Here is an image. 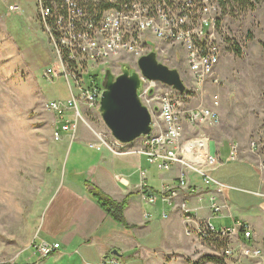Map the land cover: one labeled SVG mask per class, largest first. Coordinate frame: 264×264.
Here are the masks:
<instances>
[{"label": "built area", "instance_id": "built-area-1", "mask_svg": "<svg viewBox=\"0 0 264 264\" xmlns=\"http://www.w3.org/2000/svg\"><path fill=\"white\" fill-rule=\"evenodd\" d=\"M9 10L20 12L21 8L10 5ZM36 13L57 60V67L48 68L44 77L49 80L64 77L70 91L68 99L47 104V109L56 116L52 132L55 141L61 139L62 133L75 136L80 123L92 129L86 112L99 114L105 90L103 78L98 80L97 75H91L97 68L102 67L104 76L114 60L125 62L122 56L135 59L137 64L141 57L162 48L161 45L179 48L185 52L189 81L198 90L215 75L222 55L217 24L219 0H37ZM138 73L142 82L139 98L152 116L151 132L139 139L137 149L129 150L111 135L92 129L98 144L117 155H145L159 170H169L175 165L181 167L179 181L163 187L159 194L149 189L145 191L142 184L143 196L149 204L155 205L158 198L165 206L177 204V197L189 190V173H195L213 192V214H229L231 204L227 194L235 188L213 177L212 172L221 159L210 153L209 139L183 138L185 124H219L218 97L214 98L212 107H186L187 94ZM86 76H90L89 82ZM204 138L206 143L201 145ZM239 153L238 145L232 144L228 159L238 160ZM141 177L146 179L147 173L141 171ZM259 195L264 196V192ZM179 207L188 234L195 232L205 242L226 241L227 247L222 252L225 257L254 258L263 262V247L253 241L249 224L234 221L232 226L218 229L210 223L202 224L197 213H193L197 209H191L186 201ZM35 248L41 260L56 251L44 241L36 243ZM115 263L114 260L102 261V264Z\"/></svg>", "mask_w": 264, "mask_h": 264}, {"label": "crops", "instance_id": "crops-1", "mask_svg": "<svg viewBox=\"0 0 264 264\" xmlns=\"http://www.w3.org/2000/svg\"><path fill=\"white\" fill-rule=\"evenodd\" d=\"M34 18L37 20L36 12ZM92 129L80 124L75 136L62 133L54 144L49 134L46 152L33 155L34 163L27 168L28 182L20 188H0V231L7 233L0 237L7 236L0 243V249H6L2 256L7 260L2 263L17 264L15 260L28 249L38 256L35 244L44 241L56 251L40 263L22 264H102L110 260L115 264H172L181 256L189 264H216L203 258L214 256L212 246L220 242H203L196 234L187 233L179 207L182 201L197 209L193 213L202 224L220 229L234 221L248 223L253 241L264 250V196L259 195L264 192V179L260 170L241 156L235 162L228 160L231 145L215 144V150L210 146V152L221 159L213 177L235 188L227 194L230 213L216 216L211 209L213 192L195 173H189V190L180 194L177 204H149L142 184L145 191L159 193L179 181L181 167L151 173L145 155H117L97 143ZM141 171L147 173L144 180ZM155 183L160 184V190ZM91 184L118 202L127 200L124 217L128 227L110 217L92 198ZM232 261L227 259L225 264H235Z\"/></svg>", "mask_w": 264, "mask_h": 264}, {"label": "rangeland", "instance_id": "rangeland-1", "mask_svg": "<svg viewBox=\"0 0 264 264\" xmlns=\"http://www.w3.org/2000/svg\"><path fill=\"white\" fill-rule=\"evenodd\" d=\"M10 5H18L21 8L20 12L10 11ZM36 5L37 0H0V188L2 191L8 185L20 188L28 182L27 168L34 163L33 155L46 152L48 145L45 141L49 142L46 137L52 135L54 129L55 114L47 109V104L50 101L70 97L64 77L54 80L44 77L48 68L57 67V60L52 44L34 18ZM220 29L222 39L220 63L215 75L201 89H195L189 81L183 50L161 45L162 48L154 52H157L159 62L177 69L183 82L186 83L189 90L185 101L186 107H212L214 98L218 97L216 110L220 116L219 124L193 127L188 125L184 130V139L207 137L209 144L213 142L210 144L213 150L215 144L218 146L222 142L227 145L236 144L240 149L239 159L241 156L250 161L260 170L264 179V7L258 5L253 11L239 12L235 16L225 15ZM233 45L241 50L239 56L236 55ZM121 59L125 62L119 63L114 60L110 66V70L115 75L122 73L124 64L130 66L132 71H139L135 59L126 55ZM91 75H97V79L101 80L102 67L97 68ZM85 80L89 82L90 76H86ZM86 118L97 133L109 136L110 130L100 114L86 112ZM95 138L99 143L96 135ZM139 146L140 141H136L130 143L128 147ZM148 170L151 173L160 172L151 164ZM159 185L155 183V187ZM160 189L161 187L158 190ZM158 202L160 203L159 198ZM6 234L0 231V237ZM5 237L0 238V243ZM212 247L214 256L223 259L224 264L227 259H232L235 264H264V260L261 262L254 258L223 256L222 252L227 247L226 242ZM5 253L4 246L0 249V264H5L2 262L7 260L2 256ZM38 256L32 249H28L15 260V263L22 264L24 261L40 263V255ZM181 257L172 264H189L185 261L186 258Z\"/></svg>", "mask_w": 264, "mask_h": 264}, {"label": "water", "instance_id": "water-1", "mask_svg": "<svg viewBox=\"0 0 264 264\" xmlns=\"http://www.w3.org/2000/svg\"><path fill=\"white\" fill-rule=\"evenodd\" d=\"M138 68L147 79L161 82L182 93L186 91L179 71L159 62L156 52L141 57ZM102 83L105 90L99 111L112 136L121 143L129 144L149 134L152 117L139 98L142 82L138 72L132 71L126 64L119 75L107 69Z\"/></svg>", "mask_w": 264, "mask_h": 264}, {"label": "trees", "instance_id": "trees-1", "mask_svg": "<svg viewBox=\"0 0 264 264\" xmlns=\"http://www.w3.org/2000/svg\"><path fill=\"white\" fill-rule=\"evenodd\" d=\"M258 5H262L264 7V0H219V6L222 12L217 22L218 27L221 26L222 19L225 15L235 16L239 12L242 13L248 10L253 11ZM233 49L236 55L239 56L241 54V50L235 48V45H233ZM90 194L92 198L110 217H112L120 224L128 227V224L124 217L127 200L118 202L92 184L90 185ZM224 242L226 241H220V243ZM203 260L214 262L216 264H224L223 259H220V257L217 258L215 256H205Z\"/></svg>", "mask_w": 264, "mask_h": 264}, {"label": "bare ground", "instance_id": "bare-ground-1", "mask_svg": "<svg viewBox=\"0 0 264 264\" xmlns=\"http://www.w3.org/2000/svg\"><path fill=\"white\" fill-rule=\"evenodd\" d=\"M220 14H221V9H220ZM220 14H219V17H220ZM219 17H218V19H219ZM218 22V21H217ZM219 29H220V27H219ZM221 30V29H220ZM181 50H183V49H181ZM184 51V50H183ZM152 52H154V51H152ZM151 53V52H150ZM157 53V52H156ZM185 53V52H184ZM222 56V55H221ZM221 59V58H220ZM137 65H138V62H137ZM185 65H186V63H185ZM108 69H110V68H108ZM139 69V68H138ZM137 71V70H136ZM140 71V70H139ZM138 72V71H137ZM141 72V71H140ZM139 74V73H138ZM150 80V79H149ZM154 81V80H153ZM158 82V81H157ZM161 83V82H160ZM185 85H186V83H184ZM165 85V84H164ZM168 86V85H167ZM170 87V86H169ZM172 88V87H171ZM174 89V88H173ZM177 91V90H176ZM188 89H187V86H186V91L185 92H180V93H182V94H187V96H188ZM179 92V91H178ZM141 101V100H140ZM142 103V102H141ZM150 112V111H149ZM99 114H100V111H99ZM151 114V113H150ZM101 115V114H100ZM152 117V116H151ZM151 123H152V121H151ZM186 126V125H185ZM151 130H152V126H151ZM109 135H111L112 136V134H111V132H110V134ZM148 135V134H147ZM183 135H184V131H183ZM145 136V135H144ZM113 137V136H112ZM141 137H143V136H141ZM140 137V138H141ZM114 138V137H113ZM140 138H138L137 140H135L134 142H136V141H139V139ZM183 138H184V136H183ZM115 139V138H114ZM205 139V138H204ZM115 140H117V139H115ZM118 141V140H117ZM206 141V139L205 140H203V141H201L200 142V144L202 145V144H204L205 145V142ZM121 143V142H120ZM133 143V142H132ZM122 144H124V143H122ZM130 144V143H129ZM129 144H125L126 145V149H129V150H134V149H137V148H128V145ZM232 145V144H231ZM209 150H210V144H209ZM210 153H212V152H210ZM212 154H214V153H212ZM215 155H217V154H215ZM218 156V155H217ZM229 160V159H228ZM171 169V168H170ZM150 190V189H149ZM151 191V190H150ZM155 193V192H154ZM160 193V192H159ZM159 193H156V194H159ZM143 194V193H142ZM179 197H180V195L177 197V199H176V201L179 199ZM161 202V201H160ZM162 203V202H161ZM231 204V203H230ZM217 216V215H216ZM220 216V215H219ZM248 224V223H247ZM118 255V254H117Z\"/></svg>", "mask_w": 264, "mask_h": 264}]
</instances>
